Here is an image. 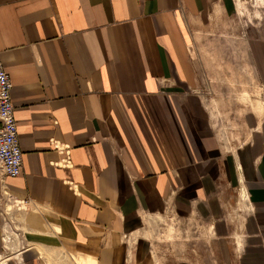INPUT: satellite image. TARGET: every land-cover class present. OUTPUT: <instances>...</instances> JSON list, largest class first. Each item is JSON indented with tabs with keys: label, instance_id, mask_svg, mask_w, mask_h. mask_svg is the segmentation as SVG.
I'll list each match as a JSON object with an SVG mask.
<instances>
[{
	"label": "crops",
	"instance_id": "crops-1",
	"mask_svg": "<svg viewBox=\"0 0 264 264\" xmlns=\"http://www.w3.org/2000/svg\"><path fill=\"white\" fill-rule=\"evenodd\" d=\"M215 8L224 0H0V60L23 158L3 185L29 207L19 264H49L42 252L55 264L59 253L155 264L146 242L127 240L146 216L169 202L218 217L241 184V249L221 221L213 248L219 264H264V124L252 121L251 143L222 156L196 92L191 34ZM250 48L264 87V40Z\"/></svg>",
	"mask_w": 264,
	"mask_h": 264
},
{
	"label": "rangeland",
	"instance_id": "rangeland-1",
	"mask_svg": "<svg viewBox=\"0 0 264 264\" xmlns=\"http://www.w3.org/2000/svg\"><path fill=\"white\" fill-rule=\"evenodd\" d=\"M263 1L224 0L225 10L215 8L191 34L188 50L196 69V92L206 107L210 131L222 156L235 158L251 143L256 129L253 122L257 127L264 124V87L257 81L250 48L253 39L264 40ZM216 189L219 191V185ZM243 190L241 184L232 203H220L218 217H203L196 211L177 213L168 202L162 213L144 218L137 237H130L129 246H136L138 239L146 242L155 264H219L213 248V222L230 226V241L239 252L244 239L242 217L249 211L247 200L241 197ZM16 203L0 200V264H9L12 258L21 263L18 252L30 245L22 224L29 207ZM42 255L49 264L56 263L50 255ZM56 260L61 264H82L79 259L68 261L61 253Z\"/></svg>",
	"mask_w": 264,
	"mask_h": 264
},
{
	"label": "built area",
	"instance_id": "built-area-1",
	"mask_svg": "<svg viewBox=\"0 0 264 264\" xmlns=\"http://www.w3.org/2000/svg\"><path fill=\"white\" fill-rule=\"evenodd\" d=\"M11 90L10 77L4 70L0 60V199L12 200L26 205L22 201L14 200L3 185L7 178H16L21 174L23 163L14 117V107L11 100ZM0 216H2L1 213ZM1 219L4 220L3 217ZM16 235L19 236V234ZM126 237L124 236V238ZM16 240H18L17 237ZM127 240L130 241V237H127ZM19 242L22 243V240L20 239Z\"/></svg>",
	"mask_w": 264,
	"mask_h": 264
},
{
	"label": "bare ground",
	"instance_id": "bare-ground-1",
	"mask_svg": "<svg viewBox=\"0 0 264 264\" xmlns=\"http://www.w3.org/2000/svg\"><path fill=\"white\" fill-rule=\"evenodd\" d=\"M21 175V174H20ZM19 175V176H20ZM244 197H246V195H245V193H244V196L242 195V199H245ZM0 200H2V199H0ZM246 200V199H245ZM7 201H9V200H7ZM8 203V202H7ZM7 206H9V205H7ZM11 207V206H10ZM13 207V206H12Z\"/></svg>",
	"mask_w": 264,
	"mask_h": 264
}]
</instances>
